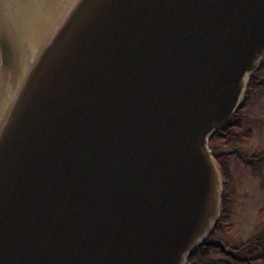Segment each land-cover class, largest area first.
<instances>
[{
  "label": "water",
  "instance_id": "water-1",
  "mask_svg": "<svg viewBox=\"0 0 264 264\" xmlns=\"http://www.w3.org/2000/svg\"><path fill=\"white\" fill-rule=\"evenodd\" d=\"M263 61L264 0H0V264H186Z\"/></svg>",
  "mask_w": 264,
  "mask_h": 264
},
{
  "label": "rangeland",
  "instance_id": "rangeland-1",
  "mask_svg": "<svg viewBox=\"0 0 264 264\" xmlns=\"http://www.w3.org/2000/svg\"><path fill=\"white\" fill-rule=\"evenodd\" d=\"M258 79L264 81V67L259 70ZM239 123L241 135L249 131L250 139L242 147L244 154L264 153V91L254 87L249 95V105L233 120ZM226 164L232 174L233 188L225 194L231 210L230 223L218 229L212 237L231 248H238L253 234L264 230V165L253 168L244 166L234 157H228ZM253 256L255 259H253ZM259 249L251 251L248 255L241 254L239 258H250L251 264H264ZM211 260L221 259L214 252H208Z\"/></svg>",
  "mask_w": 264,
  "mask_h": 264
},
{
  "label": "trees",
  "instance_id": "trees-1",
  "mask_svg": "<svg viewBox=\"0 0 264 264\" xmlns=\"http://www.w3.org/2000/svg\"><path fill=\"white\" fill-rule=\"evenodd\" d=\"M264 67V61L260 65L259 70ZM259 70L250 76L244 98L239 105L232 119L218 132H216L208 141V147L211 156L217 164L221 179H222V196L220 207V218L216 224L209 239L200 247V249L192 254L186 264H251L250 258L241 259V254L248 255L253 250H258L261 256L264 257V230L253 234L246 242L239 245L238 248H231L219 242L213 241L212 237L216 234L219 228L230 223L231 210L227 203L225 192L233 188L232 174L226 164L228 157H234L246 167H256L264 165V153L244 154L242 147L250 139V133L247 131L241 135L239 123H233L232 120L242 111L246 110L249 105V95L254 87L262 88L264 91V81L258 79ZM208 252H214L221 259L211 260L207 257ZM255 257L257 256H253Z\"/></svg>",
  "mask_w": 264,
  "mask_h": 264
},
{
  "label": "bare ground",
  "instance_id": "bare-ground-1",
  "mask_svg": "<svg viewBox=\"0 0 264 264\" xmlns=\"http://www.w3.org/2000/svg\"><path fill=\"white\" fill-rule=\"evenodd\" d=\"M62 6L58 7L56 14L48 16L46 19L39 18L33 19L36 28H38L40 35L42 36L46 27H48L54 20H56L61 15Z\"/></svg>",
  "mask_w": 264,
  "mask_h": 264
}]
</instances>
